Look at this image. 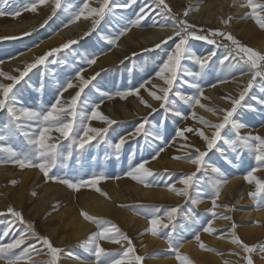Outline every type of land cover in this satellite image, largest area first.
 <instances>
[{
  "label": "rangeland",
  "instance_id": "rangeland-1",
  "mask_svg": "<svg viewBox=\"0 0 264 264\" xmlns=\"http://www.w3.org/2000/svg\"><path fill=\"white\" fill-rule=\"evenodd\" d=\"M91 1L89 0L90 6ZM189 1H191L192 5ZM208 1L166 0V3L171 6L173 12L179 13L181 16L185 9H190V16L193 11H200V8L204 7ZM29 2L30 0H9L5 8L10 12L20 10L21 14L15 18L7 15L0 16V18L4 19V23L0 25V71L10 75H18L19 73L16 72L17 68L22 69L21 66L24 67L23 62H31L28 59L25 60L24 55L30 52L36 53V56L42 55L47 50L59 47L68 40L74 39L79 42L72 45L70 49L63 50L49 58L50 61L55 62L37 66V68L29 72L24 80L13 89L17 99L24 106L33 109L46 107L50 102H54L56 91L60 85L66 80L71 79L78 68L85 67L87 69L84 73L85 76H90L98 71L101 73L97 77V80L93 81V84L103 92L112 93L114 98L108 99L106 96L102 97L95 89L91 92L86 89V94L90 100L94 98L95 102L101 105L99 108L100 112L111 120L116 121V123L108 127L102 121L92 120L90 122L91 127H108L104 139L100 140L98 137L97 140H93L83 153L79 155L76 152L73 153V157L67 161V168L58 164L57 168L53 169L52 173H50V175L67 176L73 179H88L93 175L103 174L108 179L100 181L96 187L107 193V197L100 195L91 187L81 188L77 192L60 183L53 181L46 182L41 172L39 177L35 179L33 171H40L37 168L20 169L11 163L0 164V169L10 168L16 173L14 176L9 177H4L2 173L0 174V213H5L4 215H0V242L11 241L14 236H19L23 230V225L15 222L9 235L7 237L2 235L3 230L8 226L7 222L13 220L11 215L7 214L6 211L8 206H12L14 209L22 212L26 221L34 224L35 230L41 236L49 237L53 246L63 250L58 254V264H67L68 262L71 264H86L94 261V257L89 251V245L86 242L91 234L98 231V227L95 223L86 221L81 216V210H83L94 217L103 218L117 225L132 240L135 255L143 258L140 264H150L151 262L153 264V261L157 259L168 260L169 264H179L175 253L169 248V234L174 239H182L184 246L188 244L195 246L192 250L180 249L182 254H186L193 261V264H225L226 261L229 264H246V261L242 259L245 255L252 257L253 264H264V253L259 251V248L264 246V237L255 241L257 243L249 240L251 233L247 235L245 230L251 228L253 223H251V219L249 218L242 219L238 216V214L246 210H257V200L261 199L258 197L257 200H254L249 196L250 192L255 191V183L249 184L244 179L250 167L256 166L251 154L244 151L240 159L237 160L236 153L232 152L223 139L218 141L216 147L209 151L206 142L197 133L186 132L184 133V137H178L174 132L177 128L191 127L203 130L205 135L211 138L214 129L199 123L198 118L203 117L211 123H219L220 117L225 113L217 111V114L213 115L212 112L205 111L197 106L194 109L197 118L194 119L192 116V106L184 103L183 100L172 94H170L169 98L171 107L169 108L166 105L168 109L166 111L165 108H160V102L153 100L145 88H140V85L145 83V81L151 82L146 87L152 91H156L152 85L166 87L164 83L160 84L158 82L160 79L155 76V73L158 71L163 60L166 59L167 52L174 48L175 40H168L166 43H162L159 48H155L156 44L154 43L144 46V48L135 46L134 49L122 55L117 50V46L119 41L126 35L120 37L117 46L109 45L105 39L115 37L123 27L127 26V22L130 19L135 18V14L144 6H148L146 7L148 15L139 27H132L131 30L146 31L150 28L161 27L162 29L166 28V34L170 36L173 34L172 22L158 14L159 9L152 3V0H137L136 4L129 8H114L112 12L106 14L104 20L99 23L90 35L84 36L83 34L64 41V32L74 25L69 24V21L72 19L73 14L79 10L81 0H61L62 7L56 11V15L52 16L43 28L39 27L36 31H30L31 35H23L25 30L18 32L16 31L17 27L28 26L42 11L41 7H39L37 12L24 10ZM116 2L126 3L127 0H116ZM176 6H180L181 11L176 9ZM245 9V13L250 11L246 7ZM189 16L187 17L188 20ZM243 17L245 18V14ZM245 19L254 28V37L259 38L260 35H264V30H261L254 20ZM189 22L197 25V34H202L200 29L227 31L235 35L245 45L258 50L230 28L233 26L232 20L228 27L223 28L204 26L191 20ZM64 24H69V26L65 28ZM223 42L227 43V41ZM217 43H221V40L218 39ZM189 44L192 50L200 55H206L210 51L216 50L217 57H213V60L209 62V66L201 75L195 77L182 75L176 81L173 91H179L186 96L197 95L196 89L182 81L187 80L190 83H198L204 91V97H207V99H201L203 104L209 108H216L218 110L231 109L230 99L239 97V93L246 86L247 81L240 83V87L233 88L232 84L241 73L238 69L228 67L227 61L224 65L219 63L218 58L225 51L223 48L217 49L215 45L195 39H190ZM36 45L39 46L36 47ZM21 53H24V55H20ZM93 54H100L99 59L96 64L88 67L85 57ZM14 57L16 58L14 59ZM182 64L190 72H201L199 66L193 61L185 60ZM12 68L13 70H11ZM0 83L9 84L11 81L0 76ZM135 88L140 89L138 96L128 95L126 98H120L115 95L117 92H126L129 89ZM75 91L76 89H69L67 92H64L62 103L64 100H68ZM157 94L159 95L160 93L157 92ZM141 97L148 104H151L153 108H156L157 111L152 113L150 108L140 102ZM261 98H264V92H261L259 84H256L245 96V99L241 101V105L238 106L233 118L247 125V127L241 129L242 134L252 132L253 134L264 136V104L258 102ZM85 107L88 106L86 105ZM176 111H179L181 115H175ZM206 113L211 116H208ZM144 117L148 118V122L142 132L137 134L135 129L143 121ZM6 122L7 118L5 114L0 113V126ZM75 131H79V121L77 122ZM157 132H159L163 139L156 138ZM225 133H228L227 128L222 130V136ZM51 135L53 136V141H55L56 137H59V133L56 132H52ZM121 137L126 138L127 142L122 146L121 151L117 153L113 145ZM226 138H232L231 134ZM60 140L64 144L68 143L62 137H60ZM4 146H11L17 151L26 150L27 148L25 138L19 132L9 136L6 140L0 141V148ZM161 147L164 148V151L159 154L158 158L152 159L153 155ZM195 149L208 152L207 156L204 157L205 164L221 168L222 172L228 177L226 185L232 181H236L232 186V195L227 194L229 197L226 195L224 197L221 196L226 185L222 188L219 201L217 200L218 207L214 209L217 214L215 217L208 211L212 208L211 200L214 195L210 181L221 179V177L212 173L211 168H207V170L202 169L194 178L196 187L191 189V195L193 198L203 201L198 206H192L189 202H186L184 197L169 192L165 187V184H172L178 189L182 188L183 185L178 181L183 176L196 171V165L188 162V160L173 158L183 157L186 154L195 157L197 155ZM6 157L7 154L0 151V160ZM145 160L148 161L145 167L151 169L154 173H159V175L147 178L148 182L153 185L152 187H145L144 184L126 176L130 165H135ZM263 173L264 169H261L254 175L264 180ZM261 174H263V177L260 176ZM117 176L120 178L115 179L114 177ZM13 180L18 183L13 185L11 183ZM239 181L242 184H239ZM51 186L55 188L57 186L63 187V194L56 197L51 196V200L48 202L46 208H40L38 204L41 202V198L55 191L54 189L49 190V192L44 191ZM240 187L244 189V191L240 192L241 194L237 191ZM159 191H166L169 194L160 196ZM86 194L98 196L110 205V209L100 208V210L98 207H94V205L86 206L82 204V199L87 196ZM113 195L115 198L112 197ZM243 196L248 197L250 200L248 205L244 202L245 198ZM224 206H227V210ZM173 207H178V211L174 214L169 228L159 229V234L156 236H153L149 231L153 237L160 241H150L148 243L149 239L146 237L145 231L150 228L149 214L157 212V214L163 216L164 212ZM190 207H194L192 219L187 218ZM259 210L264 211V206L260 207ZM125 213L134 216L137 220L145 221L148 223V227H139L138 222L131 221ZM224 216L231 217V219H224ZM209 219L213 221L212 226L216 229L213 234L205 233L202 230L204 226H207L206 222ZM77 220H81L83 224L78 230L74 231V223ZM163 222L168 223L166 217ZM233 223L236 225L234 231L240 239L244 240V243L248 244L249 242L248 245L250 246H256V251L250 254L245 253L240 247L230 242ZM173 225L175 226V231H173ZM197 233L200 235V242L216 251L201 249L200 244L194 238ZM220 240L223 241V244ZM29 242L33 243L35 241ZM123 243L126 244V242ZM101 246L110 251H122L121 245L110 241H101ZM37 247L39 248L41 245L37 244ZM195 251L203 255H198ZM233 253H239L240 255L237 256ZM213 256L219 258L220 262H215V260L211 259ZM49 258V256L44 254L37 255L33 253L32 261L29 264H39L40 261ZM0 262L4 264V261L0 260ZM133 264H135V261H133Z\"/></svg>",
  "mask_w": 264,
  "mask_h": 264
},
{
  "label": "snow or ice",
  "instance_id": "snow-or-ice-1",
  "mask_svg": "<svg viewBox=\"0 0 264 264\" xmlns=\"http://www.w3.org/2000/svg\"><path fill=\"white\" fill-rule=\"evenodd\" d=\"M8 2L9 0H0V16L7 15L13 18L18 17L21 11H8L5 8ZM96 2L99 6L91 7L89 0H81L79 10L73 14L72 19L69 21V24H75L81 18L85 20L91 19L92 27L89 31L84 33V36L90 35L99 23L104 20L106 14L112 12L114 8H129L136 4L137 0H127L126 3H119L116 2V0H96ZM152 3L159 9V15L164 16L166 20L172 22L171 26L173 30L172 35L167 36L161 43L156 44L154 47L159 48L162 43H166L168 40H175V44L174 48L167 52L166 59L163 60L158 71L155 73V76L163 81L166 87L152 85V87L156 89V91H152L146 87V85L151 82L145 81V83L140 85V88H145L153 100L160 102V108H165L166 111L168 110L166 105H168L169 108L171 107L169 98L170 94H172L179 97L184 103L192 106V116L194 119L197 118L194 110L197 106L205 111L212 112L213 115H216L217 111L225 113L220 117L219 123H211L203 117L198 118L199 123L214 129L211 138L205 135L203 130L193 129L191 127L183 129L177 128L174 130L175 135L184 137V133L186 132H195L206 142L209 151L216 147L218 141L223 139L224 143L229 146L232 152L236 153L237 160L240 159L244 151L251 154L256 166L250 167L244 179L249 184L255 183V191L250 192L249 196L254 200H257L258 197L261 198L257 200V210H259L260 207L264 206V180L259 179L254 174L264 169V136L253 134L252 132L242 134L241 129L247 127V125L239 122L233 117L237 112L238 106L241 105V101L245 99V96L254 85L259 84L261 92H264V52L245 45L235 35L227 31H221L219 29H200L202 34H197V25L190 23L187 19L190 14V9H185L181 16V14L173 12L171 6L166 3V0H152ZM48 4L52 5V13L48 19L40 25L41 28H43L44 25L48 23V20L56 15V11L62 7L61 0H30L24 9L37 12L39 7ZM146 7L148 6L141 7L139 12L135 14V18L130 19L127 22V26L123 27L115 37L105 38L107 43L112 46H117L120 37L126 35L132 27H139L141 22L148 15ZM240 7L248 8L250 11L245 13V18L254 20L258 27L264 30V0H259V2L258 0H244V2L240 4ZM231 19L232 17L228 19L221 18V22L228 25ZM69 24H64V27L67 28ZM23 35H31V33L25 32ZM190 39L206 41L208 44L215 45L217 49L223 48L225 50L224 54L218 58L221 65H224L227 61L228 67L238 69L241 75L251 74V78L247 81L246 86L240 91L239 97L230 99L232 105L231 109L218 110L216 108H209L203 104L201 99H207V97H204V91L198 83H190L187 80L182 81L196 89L197 95L186 96L179 91H173L176 81L180 79L182 75L194 77L201 75L209 66V62L213 60V57H217L216 50H212L206 55L195 53L189 44ZM218 39L221 40V43H217ZM223 41H227V43ZM78 42V40L74 39L68 40L59 47L51 48L42 55L34 56L31 62H23L24 67L16 70L19 73L18 75H10L0 71V76L11 81L9 84L0 83V113L5 114L7 118V122L0 126V141L6 140L9 136L19 132L25 138L27 144L26 150L20 151L14 150L11 146L0 148V151L7 154L5 159L0 160V164L11 163L18 166L20 169L37 168L44 175L46 182L53 181L60 183L77 192L81 188L91 187L100 195L107 197V193H104L100 188L96 187L100 181L108 179V177L103 174L93 175L88 179H73L67 176L50 175L52 170L57 168L58 164L67 168V161L73 157L74 152L79 155L83 153L93 140H97L98 137L100 140H103L108 131V127L116 123V121L111 120L100 112L99 108L101 105L96 103L94 98L90 100L85 92L86 89L89 92L95 89L102 97L106 96L108 99L114 98L112 93L103 92L93 84V81H96L101 73L98 71L90 76H85L84 73L87 69L85 67L78 68L75 75L71 79L63 82L57 89L54 102H50L48 106L43 108L33 109L24 106L22 102L17 99L13 91L15 86L20 84L29 72L37 68V66L55 62L50 61L49 58L63 50L70 49L72 45ZM38 46L39 45H36V47ZM100 54L86 56L85 62L87 66L91 67L96 64ZM20 55H24V53ZM15 58L16 57H14V59ZM185 60L193 61L199 66L201 72L193 73L183 67L182 62ZM213 87H215V85H213ZM69 89H76V91L68 100H64L62 103L63 94ZM139 91V88H135L129 89L126 92H117L115 95L120 98H126L128 95L138 96ZM157 92L160 94L158 95ZM140 102L150 108L152 113L157 111L156 108H153L152 105L148 104L142 97L140 98ZM258 102L264 104V98L259 99ZM86 105L88 107H85ZM175 115L180 116L181 113L176 111ZM92 120L102 121L108 127H91L90 122ZM78 121L79 131H75ZM147 122L148 118L144 117L143 121L136 127L135 132L137 134L141 133ZM226 128L228 129V133L222 136V130ZM52 132L59 133V137H56L55 141H53ZM229 134H231L232 138H226ZM60 137H62L64 141H68V143H62ZM156 138L163 139L159 132L156 133ZM126 142V138L121 137L118 142L113 145L117 153L121 151L122 146ZM163 151V147L159 148L152 159L158 158L159 154ZM195 151L197 153L195 157L188 154L183 157H173L174 159H186L188 162L196 165L195 172L183 176L178 181L183 187L178 189L172 184H165V187L169 192L184 197L186 202H189L192 206H198L203 201L193 198L191 195V189L196 187L194 178L202 169L207 170V168H211L212 173L221 177V179L210 181L214 195L211 200L212 208L208 211L215 217L217 214L214 209L218 207L217 200L219 199L222 188L228 183V177L218 166L205 164L204 157L207 156V151H200L199 149H195ZM147 163L148 161L145 160L135 165H130L129 170L126 172V176L144 184L145 187H152L153 185L148 182L147 178L159 175V173H154L151 169L145 167ZM114 178L119 179L120 177L117 176ZM11 183L15 185L18 182L13 180ZM33 195H35V193H33ZM194 207L188 209L189 215L187 218H193ZM224 207L227 210V206ZM6 211L7 214L11 215L13 220L7 222L8 226L3 230L2 235L7 237L15 222H19L23 225V230L20 232L19 236H14L11 241L0 242V260L4 261V264H22V262L23 264H29V262L32 261V254L36 253L37 255L44 254L50 257L49 259L40 261L39 264H58V254L63 250L53 246L49 237L41 236L35 230L34 224L24 219L21 211L14 209L12 206H8ZM177 211L178 207H173L164 212L163 216L157 214V212L150 213V228L147 229V231H150L153 236H156L159 234V229L169 228L174 214L177 213ZM4 214L5 213H0V215ZM81 216L86 221L95 223L98 227V231L91 234L86 242L87 245H89L91 255L94 257V264H133V261H135V264H140L143 258L139 255H135V248L132 240L123 233L117 225L103 218L94 217L83 210H81ZM165 217L168 223L163 222ZM223 218L231 219V217L228 216H224ZM206 223L207 226L202 228L203 232L213 234L216 231L212 226L213 221L209 219ZM172 227L173 231H175V226L173 225ZM235 228L236 225L233 223L230 242L240 247L245 253L250 254L256 251V246H250L240 239L234 231ZM194 238L200 244L201 249L205 251H216L200 242L201 238L198 233L195 234ZM29 241L35 242L30 243ZM101 241H110L119 244L121 245L122 251L115 252L107 250L101 246ZM123 242H126V244ZM168 243L170 250L175 253V257L179 261V264H193V261L180 251L184 246V241L182 239H174V237L169 234ZM37 244L41 245V247L38 248ZM259 251L264 253V246H261ZM233 254L237 256L240 255L239 253ZM242 259L246 261V264H253V259L250 255H245ZM225 264H229V262L226 261Z\"/></svg>",
  "mask_w": 264,
  "mask_h": 264
},
{
  "label": "bare ground",
  "instance_id": "bare-ground-1",
  "mask_svg": "<svg viewBox=\"0 0 264 264\" xmlns=\"http://www.w3.org/2000/svg\"><path fill=\"white\" fill-rule=\"evenodd\" d=\"M189 2L191 3V1H189ZM242 2H244V0H209L206 3V5H204V7L200 8V11H193L192 14L189 16V20L195 21L198 24L204 25V26H214V27H222L223 28V27H228L229 24L228 25L223 24L221 22V18L228 19L229 17H232L231 20H232V25L233 26H231L230 28L235 33L241 35L248 43H251L252 45H254L259 51L264 52V35H260L259 38L258 37H254V32H255L254 31V28L252 27V25H249V23H247V20L243 17V15L246 12V9L240 7V4ZM191 5H192V3H191ZM98 6L99 5L97 4L96 0H92L91 1V7H98ZM41 8H42V11L39 13L38 17H36L35 19H33L30 22V24L28 26H26V27H24V26H18L17 29H16V31H18V32L19 31H23V30H25V32L26 31H28V32H30V31H32V32L33 31H36L40 27V25L48 18V16L52 12V5L51 4L45 5L44 7L41 6ZM176 9H178L179 11H181L180 6H176ZM3 23H4V19L3 18H0V25H2ZM91 27H92V21H91V19L85 20V19L81 18L77 23H75L72 27L68 28L64 32V41H66L67 39L73 38V37H77V36L83 35ZM165 29H162L161 27H158V28H150V29H148L146 31L131 30V31H129L126 34V36L121 41H119V44L117 46V50H119L120 54L123 55L126 52L130 51L131 49H134L135 46H140V47L144 48V46H148L151 43H154V44L161 43V41L164 40L167 37V34H166V30ZM140 50H141V48H140ZM36 55H37L36 53L30 52L27 55H24L23 57L25 58V60L28 59L29 61H32L33 57L36 56ZM24 58H22V59H24ZM12 64H11V66H12ZM19 64H20V62H19ZM17 67H19V66H17ZM21 68H23V66H21ZM17 69H19V68H17ZM11 70H13V68ZM250 77H251V74L250 73L249 74H246V75H241V74L238 75L236 77V79H235V82L232 84L233 85V88L234 87H238L240 85V83H244V82L248 81L250 79ZM158 82L160 84L163 83V81H161V80H158ZM221 87H223V86H221ZM223 88H225V87H223ZM239 90H240V88H239ZM206 114L208 116H211L208 113H206ZM1 173H2V175H4V177L14 176L16 174L10 168H1L0 169V174ZM263 174H261L260 176H262ZM39 175H40V171H38V170L33 171V177L35 179H37L39 177ZM234 183H236V181H232L228 185L225 186V188H224V190H223V192L221 194L222 197H224V195H226V196L232 195V193H233V190H232L233 187L232 186H233ZM239 184H242V183L239 181ZM243 187L238 188L237 191H239V194H241L240 192L244 191ZM57 188L51 186V187L47 188L46 190H44L46 192H49V190H53L54 189L55 191L53 193H50L49 195L47 194L48 197L46 195L45 197L41 198L42 200H40L41 202H39V204H38V206L40 208H46L48 202L51 200V196H55L56 197V196H60V195L63 194V191H62L63 190L62 189L63 187L57 186ZM248 190H251V189H248ZM158 193H159L160 196H162L164 194H169V192H166V191H159ZM247 193H248V191H247ZM114 195L112 197H114ZM163 197H165V196H163ZM244 198H245L244 199L245 200L244 202H246L247 205H248L250 203V200L248 199V197H244ZM82 204H84L86 206L94 205V207H96V208L98 207L99 209L100 208H109V206H110L104 200H102L101 198H99L96 195H87V196H85L84 199H82ZM112 205H113V203H112ZM109 209H108V211H109ZM103 212H104V210H103ZM126 215H127V218H129L131 221L138 222L139 227H142V228L143 227H146V228L148 227V223H146L145 221L137 220L132 215H128V214H126ZM238 216H240L242 219L249 218V219H251V223H253V226L251 228L245 230V233H247V235H248V233H251V235H249V237H250L249 240H252V241L255 242V241H258V239H261V238L264 237V211H262V210H246V211H243L242 213L238 214ZM82 224H83V222L81 220L75 221V223H74V231L78 230ZM145 233H146V237H148V239H149L148 243H150V241H152V242L153 241H155V242H159L160 241V240L158 241V239H156L155 237H153L150 234V232L147 231V229H146ZM224 236H223V238H224ZM223 238H222V240H223ZM221 242L223 244V241H221ZM221 242H220V245H221ZM254 242H252V243H254ZM255 243H257V242H255ZM248 244H249V242H248ZM192 248H195V246L193 244H190V245L188 244V245H185L183 247L184 250H189V249L192 250ZM195 252L198 255H203V254H201L198 251H195ZM195 252H194V254H195ZM211 259L215 260V262L216 261L217 262H220L219 258H215V256H213ZM220 259H221V257H220ZM153 262H154L153 264H169V261L168 260H164V259H157V260H155ZM0 264H2V263L0 262ZM67 264H71V263L68 262ZM86 264H94V261L88 262Z\"/></svg>",
  "mask_w": 264,
  "mask_h": 264
},
{
  "label": "trees",
  "instance_id": "trees-1",
  "mask_svg": "<svg viewBox=\"0 0 264 264\" xmlns=\"http://www.w3.org/2000/svg\"><path fill=\"white\" fill-rule=\"evenodd\" d=\"M205 34H207V33H205Z\"/></svg>",
  "mask_w": 264,
  "mask_h": 264
}]
</instances>
